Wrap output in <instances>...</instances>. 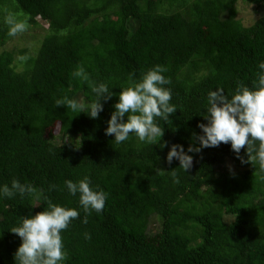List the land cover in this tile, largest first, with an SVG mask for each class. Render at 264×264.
<instances>
[{
    "label": "trees",
    "instance_id": "16d2710c",
    "mask_svg": "<svg viewBox=\"0 0 264 264\" xmlns=\"http://www.w3.org/2000/svg\"><path fill=\"white\" fill-rule=\"evenodd\" d=\"M240 1L257 11L264 6V0H0V186L18 180L33 189L0 198V264H15L21 240L11 229L48 203L80 212L61 233L64 264H264V171L241 164L230 144L187 153L199 147L208 92L223 88L231 98L240 83L252 88L264 62V14L243 25ZM17 12L30 25L25 32L47 26L32 53L11 48L18 34L9 35L6 19ZM157 65L167 69L177 111L171 122L158 121L159 142L130 134L116 144L105 130L120 90L130 76L138 81ZM79 66L88 81L73 76ZM100 83L117 95L101 101L98 119L67 107L78 94L90 104ZM174 144L193 157L186 173L177 160L166 162ZM240 156L247 159L245 149ZM227 158L235 172L224 169ZM85 176L107 194L103 211L87 215V223L79 197L64 183ZM151 219L159 225L155 235L148 234Z\"/></svg>",
    "mask_w": 264,
    "mask_h": 264
},
{
    "label": "clouds",
    "instance_id": "9594fccd",
    "mask_svg": "<svg viewBox=\"0 0 264 264\" xmlns=\"http://www.w3.org/2000/svg\"><path fill=\"white\" fill-rule=\"evenodd\" d=\"M6 23L10 36L23 33L30 26L26 19H18L15 15L8 16ZM18 59L26 61L28 57ZM258 67L260 71L252 88L240 83L231 98L225 95L223 88L208 92L204 114L207 123L198 125L203 134L196 137L199 147L190 146L187 153H199L206 148L230 144L231 151L241 164L259 165L260 170L264 171V62ZM166 70L157 65L138 81L130 76L129 84L122 87L105 130V135L113 136L116 144L129 140L130 134H134L142 143L153 144L161 140L164 129L158 121L171 122L169 117L177 111L176 105L171 103L172 90L166 87L171 83L163 75ZM73 76L83 82L89 79L82 66L73 72ZM92 93L95 98L90 104L68 100L67 107L79 114H87L90 119H98L104 110L101 101L107 102L117 94L111 92L105 83L94 84ZM56 104L61 107L65 101L58 100ZM159 146L162 149L169 147L167 144ZM242 149H245L246 160L240 156ZM187 153L182 145H171L166 162L171 164L174 159L177 160L178 168L186 173L193 163V157ZM170 172L173 182L179 183L176 171ZM64 183L70 196L79 197V205L86 214L83 223H87V215L93 211H103L107 194L94 189L88 176L76 182L68 180ZM54 188L55 185L50 190ZM31 191L30 185L13 180L11 187L7 184L0 186V198H13L17 194L23 196ZM79 216L80 212L74 208L48 203L47 210L21 218L19 225L10 231L21 240L14 254L15 264H64L67 253L61 233ZM85 238L90 239V236L85 234Z\"/></svg>",
    "mask_w": 264,
    "mask_h": 264
},
{
    "label": "rangeland",
    "instance_id": "374dc122",
    "mask_svg": "<svg viewBox=\"0 0 264 264\" xmlns=\"http://www.w3.org/2000/svg\"><path fill=\"white\" fill-rule=\"evenodd\" d=\"M190 1H193V0H190ZM240 3H242V5H238L239 10H238L237 18L241 20V22L245 26H249L253 24V22L257 20L259 16H262V14H264L263 13L264 6L259 8V10L257 11V10H254L252 6L247 5V3H244L242 1H240ZM17 13L20 14V16H18V19L19 18L22 19L21 16L25 17L22 13L20 12H17ZM41 27L36 28V29L30 28L28 32L18 34V36L15 37L14 42H12L11 48L17 47L19 49L20 48L28 49L30 53H32L33 51H36L39 47V42L41 41L42 37L45 36V28L47 26L44 25ZM76 100L80 103H83V99L80 94L76 96ZM55 133H57V131H55ZM223 166H224V169L227 171H232V172L236 171L235 165L233 164V161L230 158L226 159ZM148 231H149L148 234H151V235H155L159 232V225L155 221V219H151L150 225L148 227Z\"/></svg>",
    "mask_w": 264,
    "mask_h": 264
}]
</instances>
